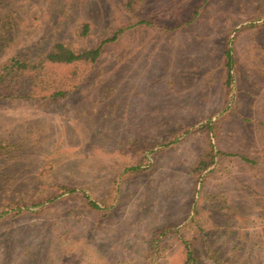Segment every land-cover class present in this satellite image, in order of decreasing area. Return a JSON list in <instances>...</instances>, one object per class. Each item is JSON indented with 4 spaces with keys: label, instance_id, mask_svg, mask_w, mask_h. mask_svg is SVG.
<instances>
[{
    "label": "rangeland",
    "instance_id": "1",
    "mask_svg": "<svg viewBox=\"0 0 264 264\" xmlns=\"http://www.w3.org/2000/svg\"><path fill=\"white\" fill-rule=\"evenodd\" d=\"M63 1L0 0V30L10 29L0 61L65 22L90 20L96 36L133 11L150 22L109 42L68 99L0 101V206L28 205L0 215V264H183L184 224L186 239L203 227L194 264L231 257L229 227L242 232L244 264H264V0ZM208 137L219 154L195 177ZM135 164L143 169L124 172ZM61 187L101 210L76 192L30 203Z\"/></svg>",
    "mask_w": 264,
    "mask_h": 264
},
{
    "label": "trees",
    "instance_id": "2",
    "mask_svg": "<svg viewBox=\"0 0 264 264\" xmlns=\"http://www.w3.org/2000/svg\"><path fill=\"white\" fill-rule=\"evenodd\" d=\"M62 2L65 6L68 5L63 0ZM69 2H71V0H69ZM131 2L132 0H128V2L125 3L123 6L125 10L128 9V5H130L129 3ZM133 13L135 21L132 23L113 28H104L102 33L98 36L95 35L90 20L84 18L81 20H73L67 24L65 22L62 24V27L52 35L46 36L48 38L45 40L41 39L32 46L16 50L13 54L0 61V101H23L35 107L44 108L58 101L68 99L72 94L77 92L78 89L81 88L82 83H85L91 76L92 70H94L95 66L100 61L103 49L109 42L116 41L121 33L135 24L150 22L138 17L136 11H133ZM9 32L10 29H1L0 39L5 40ZM93 37L96 40L95 43H89V38ZM223 55L224 67L226 69L224 85L227 91H230L236 81V61L232 46L229 43H227ZM209 127H213L212 124ZM191 131L192 129H186L184 133H189ZM211 134L215 138L218 137V133L212 131ZM217 154H219V152L215 149L211 138L208 137L204 152L194 162L191 173L195 177H200L204 170L215 163ZM241 158L248 163H254L251 157L241 156ZM142 169L143 167L140 164H135L126 167L124 172L133 175ZM74 192L80 195L83 203L90 209L101 210V205L86 195L84 191L71 188H63V191L57 195L46 197L47 199L43 202L34 201L30 203L35 204L34 206L44 204V202L47 204L61 197L64 193L72 194ZM25 205L27 204L22 205L11 200H6L0 206V215L6 213L16 216L21 212L22 206ZM241 209L240 211L242 212ZM231 211H234L233 207ZM197 214L198 211L195 208L194 215ZM192 221L195 220L193 219ZM185 225L186 224L177 228L175 232L178 238L181 239L182 251L184 254L183 264H194L196 261L195 252L197 248L196 244H194V240L199 239L198 236H201V233H203V227L198 226L194 231L195 235L191 237V239H186L182 233V229ZM226 232H228L229 235L236 234L229 249L232 255L226 260H224L225 258H220V256H215L213 263L244 264V261L241 260L243 256L241 254L244 252L243 247L245 245L242 232L231 227L226 228ZM203 237H205V235H203ZM204 243L203 245H205V248L212 249V252L215 254L216 244H213L209 240Z\"/></svg>",
    "mask_w": 264,
    "mask_h": 264
}]
</instances>
